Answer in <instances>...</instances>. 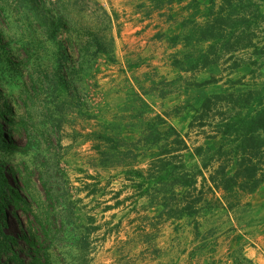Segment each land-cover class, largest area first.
<instances>
[{
    "label": "rangeland",
    "instance_id": "obj_1",
    "mask_svg": "<svg viewBox=\"0 0 264 264\" xmlns=\"http://www.w3.org/2000/svg\"><path fill=\"white\" fill-rule=\"evenodd\" d=\"M209 2L0 0V115L6 104L14 126L31 120L8 140L10 147L0 145L5 177L21 197L5 210L3 233L15 242L0 250V264H31L22 237L41 235V227L49 238L48 264H264V188L232 210L219 206L176 220L161 205L179 200L174 195L180 189L172 180H149L146 171L157 154L142 141L148 121L160 116L163 131L179 133L188 147L181 154L184 174L190 175L195 150L210 130L197 128L203 100L264 82V69L248 72L255 69L251 51L237 56L248 70L232 72L227 58L197 73L173 67L179 53L197 46L189 40L184 49L167 39L203 22ZM260 7L264 13V3ZM58 19L68 24L52 42L46 35ZM70 35L79 46L91 45L93 36L103 42L112 36L113 56L80 63ZM27 45L39 49L29 63L22 50ZM57 46L68 51L76 73L66 76L71 91L60 88L53 96L44 83L55 68ZM55 96L64 104L55 115L58 126L45 117L54 111ZM0 125L7 127L1 117Z\"/></svg>",
    "mask_w": 264,
    "mask_h": 264
},
{
    "label": "trees",
    "instance_id": "obj_2",
    "mask_svg": "<svg viewBox=\"0 0 264 264\" xmlns=\"http://www.w3.org/2000/svg\"><path fill=\"white\" fill-rule=\"evenodd\" d=\"M262 3L264 0H220L218 3L211 0L203 16V22L193 24L186 33L182 31L178 36L167 39L170 42H182L184 49L189 46L187 45L189 40L193 42L195 40L197 46L194 52L179 53L182 57L181 61H173V67L197 73L217 67L227 58L226 60L230 62L229 70L238 72L243 68V62L237 56L251 51L250 63L255 66V69L248 72H251L253 76L257 70L264 69V42L260 45L257 43L261 28L264 40V13L261 12L260 7ZM102 14L108 23L111 22L105 11H102ZM64 21L62 19L56 21L52 31H48L46 35L48 40L54 42L61 24H68ZM42 24L45 23L42 22ZM67 30L72 29L70 27ZM70 36H72L69 40L73 42V48H78L79 56L84 59L80 63H85L96 55L113 56L112 36L107 42L101 41L102 39L98 36H93L91 45L84 46H79L75 43L73 35ZM203 45L206 47L200 48ZM56 48L55 68L52 74L46 75L44 83L48 85V90L53 92V96L60 88L70 92L72 86L69 85L66 76H73L76 73L74 66L70 63L68 51L61 46ZM22 50L27 63L33 61L34 52L39 51L34 45L24 46ZM187 62H190V65L184 67ZM9 66L16 68L19 64L15 65L10 61ZM130 68L133 66H128V69ZM242 70H248V68L244 66ZM210 83L211 81L205 82V85ZM240 83L241 81H237L232 85ZM4 86L5 83L0 81V94ZM248 88L240 92L211 93L200 104L196 111L197 128L209 127L210 130L204 133L203 144L195 150L196 160L190 166L192 171L190 175L184 174L181 154L187 153L188 147L179 133L172 129L163 131L161 128L165 121L160 116L145 124L143 140H141L147 146L149 145V149L156 148L157 151L147 166L148 179L156 178V182L160 183L172 180L180 189L179 195H174L176 198L179 197V200L171 199L168 203L161 205L163 209L168 208L171 218L176 220L183 217L197 218L219 206L232 210L239 205L242 198L252 196L264 188V82L253 83ZM53 100L54 111H48L45 117L50 124L58 126L60 120L56 119L55 115L62 112L64 104L56 96ZM4 108L5 111L0 117L7 127L2 129L3 125H0V145L10 147L8 140L14 133L22 129L26 130L31 120L14 126V111L6 104ZM136 115L142 118L143 114ZM120 152L119 150L117 154L122 155ZM179 162L182 167H179ZM135 173L139 177H143L142 174H144L141 171ZM20 199V195L9 185L4 174V164L0 161V238H2L0 250L3 247H11L15 242L13 238L3 233V229L7 227L4 215L9 205L18 203ZM41 229V235L26 233L22 237L27 246L31 264H48L45 247L49 238L44 227ZM40 253L42 262L39 261Z\"/></svg>",
    "mask_w": 264,
    "mask_h": 264
}]
</instances>
